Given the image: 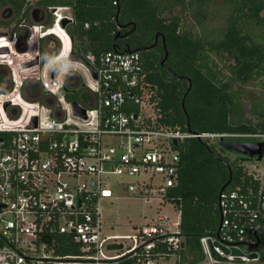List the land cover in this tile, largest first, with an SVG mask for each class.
<instances>
[{"label":"built area","instance_id":"built-area-1","mask_svg":"<svg viewBox=\"0 0 264 264\" xmlns=\"http://www.w3.org/2000/svg\"><path fill=\"white\" fill-rule=\"evenodd\" d=\"M66 10H53L51 27L63 19L72 23ZM43 28H30V38L36 30V51L19 62L4 58L16 51V36L0 37L11 42L8 53H0V69L9 73L8 89L0 91V264H183L179 222L171 230L168 219L157 216L130 236H105L101 202L116 192L170 202L184 140L262 141L264 135L193 134L163 126L139 52L82 55L94 78L82 64L68 63L71 45L64 62L57 60L62 42ZM49 35L59 40L60 51L41 65L38 42ZM36 58L38 65L22 67ZM71 76L83 84L85 106L76 103L84 117L74 114L64 91L74 89L67 86ZM31 80L40 96L32 93L29 100L23 91ZM253 167L248 175L256 189L237 184L220 193L218 234L200 238L203 259L196 264H264L257 248L247 251L256 237L264 238V169Z\"/></svg>","mask_w":264,"mask_h":264},{"label":"trees","instance_id":"trees-1","mask_svg":"<svg viewBox=\"0 0 264 264\" xmlns=\"http://www.w3.org/2000/svg\"><path fill=\"white\" fill-rule=\"evenodd\" d=\"M8 3H13L18 14L25 6L46 11L69 8L73 21L65 31L73 39L72 50L81 55L124 51V47L114 46L119 26L135 27L128 48L139 52L143 59L145 81L161 125L193 134L264 135V117L254 126L231 121L238 115L230 91L232 83L246 85L264 71V0H36L33 4L0 0V8ZM178 8L192 21L193 38L181 32L182 19L175 14ZM45 23H49V18ZM60 33L67 42L65 32ZM157 35L165 41L166 66L175 76L160 66L159 57L164 53L161 48L149 52L137 48L140 43H152ZM35 36L36 30L25 54L12 50V55L5 59L10 63L19 55L32 57ZM0 42L4 49H9L11 42L4 38ZM69 48L70 44L66 51ZM207 53L231 60L226 82L217 85L205 75ZM227 140L259 141L234 137ZM177 149V182L168 195L180 201L176 208L184 244L182 262L196 264L203 259L200 238L214 235L218 229L220 193L237 184L254 189L258 184L242 163L222 156L224 149L218 142L213 145L209 139L192 138L184 140ZM241 161L256 162L245 156ZM257 250L264 258V238Z\"/></svg>","mask_w":264,"mask_h":264},{"label":"rangeland","instance_id":"rangeland-1","mask_svg":"<svg viewBox=\"0 0 264 264\" xmlns=\"http://www.w3.org/2000/svg\"><path fill=\"white\" fill-rule=\"evenodd\" d=\"M32 4L36 0H27ZM64 14L66 11L63 12ZM175 14L181 16V32L189 33L193 38L195 36V29L192 24V21L188 18L187 15L182 13L180 8L175 10ZM49 23H40L35 26H43L44 29H49L52 23V17H49ZM66 33V31H65ZM67 34V33H66ZM68 35V34H67ZM36 51V49H35ZM33 53V52H32ZM18 57L14 59L16 62L28 59L31 57ZM230 59H220L212 53H207L205 58V63L207 68L205 75L211 79L215 84L220 85L223 82H226L229 77V71L227 66L230 64ZM68 63H71L68 61ZM5 73L8 72V69H0ZM3 81L1 80L0 83ZM37 88L38 96H40V86L36 82L27 84L25 86V96L32 94V89ZM8 89V88H7ZM84 90L73 94L69 99L81 103L80 100L86 101V95L82 93ZM231 94L235 100L237 106L236 114L238 115L233 117L232 122H242L245 124H251L252 126L258 124L262 117H264V71H260L249 83L246 85H240L236 82L231 85ZM33 96V95H30ZM31 98V97H28ZM85 106L83 103H81ZM216 140L209 139V143L213 144ZM264 142V140H262ZM220 147V146H219ZM219 149L218 147H216ZM222 156H226L229 161H238L242 163L247 171L253 170L254 165L257 166L258 171L264 169V159L255 163L242 162L241 157L235 152H229L224 150L221 153ZM111 201V202H110ZM103 200L100 204L101 217L103 222V233L105 236H130L133 234L134 229L151 221H155L157 216H162L165 219H168L166 224L173 230L171 224L174 222H179L180 213L177 210L176 206L170 202H163L161 199H140L136 195L130 194H118L114 193L112 199Z\"/></svg>","mask_w":264,"mask_h":264},{"label":"flooded vegetation","instance_id":"flooded-vegetation-1","mask_svg":"<svg viewBox=\"0 0 264 264\" xmlns=\"http://www.w3.org/2000/svg\"><path fill=\"white\" fill-rule=\"evenodd\" d=\"M12 2H19L22 0H11ZM27 0H25L26 2ZM25 8V9H24ZM23 10L20 11L18 14L17 9L14 7L13 3H8L5 6L0 8V33L10 34L14 35L17 38V45L20 44V42L24 39V37L28 34H30V28H32L35 25H39L40 23H45L46 20L51 16L52 12L56 8H49L48 11L41 9V8H35V7H27L25 6ZM66 13H69L70 9L66 8ZM50 19V18H49ZM135 27H132V29H128L126 27V24L120 25L118 32L116 33L114 37V46L117 48H121L127 46L130 47L129 44H131V40L134 38L133 32ZM59 30V32H58ZM62 29L59 25H56L54 27H50L48 29V33L54 34L57 37H59L63 41V49L62 54L60 58L64 56V54L67 53L66 48H68L69 39L67 37V42L65 41L63 35H61L60 31ZM65 31V30H64ZM49 35L45 36L41 39V42L39 40L38 44V56L41 58L43 54L49 56L52 58L54 53L59 49L60 50V42L59 40L54 36ZM33 36V33L31 35V38ZM157 39L152 41L150 44L140 43L138 44L137 48L144 52H149L152 50H156L161 48L163 50V56L159 57L160 66L164 69H166L169 73V68L166 66V62L168 59V54L165 52V41L163 44V38L161 35H157ZM3 37V36H0ZM30 40V39H29ZM28 46V45H27ZM2 50V49H1ZM131 51V50H130ZM74 52V51H73ZM76 53V52H74ZM5 54V53H4ZM78 54V53H76ZM81 55V54H80ZM82 56V55H81ZM7 55L4 56L6 58ZM169 62V61H168ZM1 73V72H0ZM173 76L174 73H171ZM1 78L3 82L9 83V73L8 72H2ZM185 80V79H184ZM187 81V80H185ZM188 82V81H187ZM79 79L77 77H69L67 81V86H73L75 91V94L84 90L82 87V84H79ZM32 93L37 95L38 91L35 87L32 89ZM227 140V139H226ZM232 141V140H231Z\"/></svg>","mask_w":264,"mask_h":264},{"label":"water","instance_id":"water-1","mask_svg":"<svg viewBox=\"0 0 264 264\" xmlns=\"http://www.w3.org/2000/svg\"><path fill=\"white\" fill-rule=\"evenodd\" d=\"M69 24H71V20L63 19L59 23V26L62 30H65ZM4 35H6V34L0 33V36H4ZM157 37L158 36H155V40L157 39ZM29 39H30V34L26 35L24 37V39L20 42V44H18L16 46V51L18 53H24L27 51V44H28ZM69 40L71 43V52H70V55L68 57V61L71 63L82 64L83 66H85L86 68L89 69L92 76L95 78L96 74H95V71L93 70V68L85 61V59L80 54H76L73 52V50H72V43H73L72 37L69 36ZM163 44H164V41H163ZM59 51L60 50L58 49L54 53V55L56 56L59 53ZM124 52L129 53L131 51L127 46H125ZM0 53L7 54L8 50L2 49V50H0ZM49 58H50L49 56L43 54L40 58V64L41 65L45 64ZM38 63H39V59L36 58L33 62H31L29 64H25L22 67L23 68H29V67H33V66L38 65ZM55 71H56L55 69L52 70L51 77L54 76ZM184 79L189 82V79H187V78H184ZM82 87H83V84H82ZM64 91H65V93H68V94L70 93L71 95L75 94L74 90H70L66 86L64 87ZM71 104H72L74 114L77 116L84 117V111L77 106L76 101H72ZM174 144H176V142H174ZM218 144L222 149H224L226 151L235 152L239 155L248 157L251 160H256V162L261 161L262 158H264V142H262V141H258V142H237V141H230V140L221 139L218 142ZM170 203H172L175 206H179L180 201L175 199V200H171ZM218 231H219V228L217 229V234H218ZM44 240L46 241L47 244H49V238L48 237L45 238ZM259 242H260L259 238L256 237V243L254 245L248 246L247 251H250L251 249L257 248ZM183 245L184 244H182V247H183ZM108 249H121V245H108Z\"/></svg>","mask_w":264,"mask_h":264},{"label":"crops","instance_id":"crops-1","mask_svg":"<svg viewBox=\"0 0 264 264\" xmlns=\"http://www.w3.org/2000/svg\"><path fill=\"white\" fill-rule=\"evenodd\" d=\"M70 45H71V44H70ZM16 52H17V51H16ZM17 53H18V52H17ZM19 57H23V56H20V55H19ZM17 58H18V57H17ZM1 69H5V68H1ZM2 72H3V70L1 71V73H2ZM1 73H0V74H1ZM1 80H2V78H1V75H0V82H1ZM2 81H3V80H2ZM32 82H35V81H33V80L28 81L27 84H31ZM6 83H7V82H2V83H0V91H1V92H3V91H7V89L5 88V87H6ZM34 88H35V87H34ZM23 93H24V91H23ZM31 93H32V92H31ZM24 94H25V93H24ZM30 95H32V94H30ZM30 95H27L26 98L29 99L28 97H31V98L33 97V96H30ZM29 100H32V99H29Z\"/></svg>","mask_w":264,"mask_h":264},{"label":"bare ground","instance_id":"bare-ground-1","mask_svg":"<svg viewBox=\"0 0 264 264\" xmlns=\"http://www.w3.org/2000/svg\"><path fill=\"white\" fill-rule=\"evenodd\" d=\"M59 38V37H58ZM31 39V38H30ZM60 39V38H59ZM61 40V39H60ZM29 42V41H28ZM61 42H62V49H63V41L61 40ZM69 44H70V42H69ZM62 49H61V53H60V55L58 56V58H57V60H65L66 59V56H67V54H68V52H69V50L67 51V53L66 54H64V56L62 57V58H60V56H61V54L63 53L62 52ZM70 49V48H69ZM23 54H25V53H23ZM64 62V61H63Z\"/></svg>","mask_w":264,"mask_h":264}]
</instances>
